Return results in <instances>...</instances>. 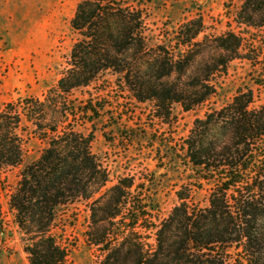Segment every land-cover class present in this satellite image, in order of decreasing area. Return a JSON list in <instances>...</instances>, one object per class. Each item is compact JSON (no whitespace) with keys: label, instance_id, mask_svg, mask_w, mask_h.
Wrapping results in <instances>:
<instances>
[{"label":"trees","instance_id":"obj_1","mask_svg":"<svg viewBox=\"0 0 264 264\" xmlns=\"http://www.w3.org/2000/svg\"><path fill=\"white\" fill-rule=\"evenodd\" d=\"M235 22L263 29L264 0H244ZM71 28L79 38L57 86L43 100L0 108V169L23 163L24 133L44 143L9 199L29 264H68L57 232L76 225L80 205L88 212L85 242L100 252L99 264H264V102L254 106L253 88H239L194 122L181 147L193 178L166 216L153 181L124 177L106 189L109 173L92 151L93 133L78 129L100 113L70 100L73 90L111 71L169 120L174 104L190 111L215 97L214 80L232 61L258 68L255 84L264 86V51L255 54L234 31L199 41L201 20L151 46L143 11L128 0H81ZM203 191L205 205L195 200Z\"/></svg>","mask_w":264,"mask_h":264},{"label":"rangeland","instance_id":"obj_2","mask_svg":"<svg viewBox=\"0 0 264 264\" xmlns=\"http://www.w3.org/2000/svg\"><path fill=\"white\" fill-rule=\"evenodd\" d=\"M81 0H0V108L24 99L43 100L68 70L78 34L71 20ZM244 0H128L143 11L151 46L172 38L184 23L201 20L204 37L228 31L241 33L253 43L255 54L264 51V28L246 29L235 22ZM248 47V46H247ZM252 49V48H251ZM251 52V55H255ZM260 71L246 60L232 61L226 74L215 78L218 94L210 101L185 111L172 106L169 120L156 117L153 102H139L111 71L102 73L89 87L73 90L76 105L91 103L100 117L78 129L93 133L92 151L109 173L106 189L120 178L153 181L161 214L166 216L177 204L176 192L193 173L182 152L184 140L197 119L229 102L239 88L251 87L255 107L264 102V86L256 85ZM25 157L20 166L0 169V264H29L14 223L9 199L25 166L35 161L44 143L24 133ZM207 192H199L196 202L205 205ZM74 227L60 241L69 250L68 264H99L101 254L85 242L88 212L79 206Z\"/></svg>","mask_w":264,"mask_h":264}]
</instances>
